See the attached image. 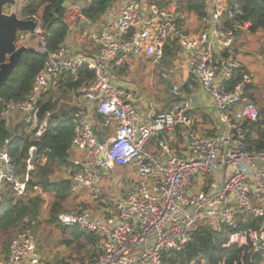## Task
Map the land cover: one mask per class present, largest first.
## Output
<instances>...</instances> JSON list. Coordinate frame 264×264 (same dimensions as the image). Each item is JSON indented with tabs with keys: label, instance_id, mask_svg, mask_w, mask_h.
Listing matches in <instances>:
<instances>
[{
	"label": "built area",
	"instance_id": "built-area-1",
	"mask_svg": "<svg viewBox=\"0 0 264 264\" xmlns=\"http://www.w3.org/2000/svg\"><path fill=\"white\" fill-rule=\"evenodd\" d=\"M122 1L118 14L99 26L80 11L82 6L70 13L67 27L73 29L84 23L99 48L95 54H86L67 43L47 50L46 40L38 32L39 16L23 15L20 10L26 0H16L17 16L37 22L31 35L38 38L37 51L45 54V61L24 99L0 103V119L21 113L26 121L36 124L38 102L52 76H75L83 67L93 72V81L78 89V94L96 105L101 125L113 126L114 135L108 141H99L89 120L82 113L76 114L71 146L82 151L83 157L72 160L76 168L69 178L70 191L75 194L94 187L101 173L114 166L133 165L139 180L122 190L112 207L58 214L62 226L98 236V255L89 264H162L163 254L180 250L201 223L225 233L224 248L248 249L251 256L263 254L264 150L246 148L243 128L246 120L258 118L259 110L254 102L242 101L243 82L227 88L239 63L231 55H223L232 47L238 27L226 23L243 14L241 6L226 0H207L202 28L190 35L179 30L174 4L166 8L146 5L143 12L137 0ZM247 26L244 23L242 28ZM26 34L18 32L15 42L19 44ZM173 37L187 54L197 84L213 105V135L194 128L191 103L176 86L171 93L177 101L169 110L156 112L162 113V126L149 127L150 123L155 125L152 117L156 113L147 115L148 121L142 124L146 115L135 108L134 92L112 78L111 62L121 63L127 55H143L152 63H160L164 45ZM48 116L46 113L35 131L36 137L45 131ZM121 140L129 146L141 145L143 150L132 160L113 156ZM152 140L156 143L153 150L148 146ZM8 143L0 142V201L5 183L11 185L16 196L24 195L28 172L33 168L35 147L29 148L21 176L8 154ZM101 151L104 161L98 158ZM247 217L260 220L259 226L238 229V223ZM0 264H42L30 228L10 240Z\"/></svg>",
	"mask_w": 264,
	"mask_h": 264
},
{
	"label": "trees",
	"instance_id": "trees-1",
	"mask_svg": "<svg viewBox=\"0 0 264 264\" xmlns=\"http://www.w3.org/2000/svg\"><path fill=\"white\" fill-rule=\"evenodd\" d=\"M71 1L77 0H26L21 7L20 11L23 15L34 13L39 16L41 20L39 34L46 40L47 50H56L65 45L71 34V29L66 25V20L71 13L66 3ZM113 1L87 0L80 11L95 26H99ZM137 1H143L148 5L154 4L160 8L174 4L178 13L179 29L188 25L184 34L198 32L202 28V20L207 14V0ZM226 1L228 4L236 2L242 8L241 16L226 23L228 26H238L234 30L235 37L242 30L251 35L264 34V0ZM190 19L193 20L191 23ZM244 23L248 24L245 29L242 28ZM89 47H92V50H88ZM26 48L18 66L0 88V103L24 99L32 87L34 76L43 68L45 54L31 47ZM98 50V46L91 41L84 42L81 51L86 54H95ZM177 51H179L178 40L173 37L170 42L164 45L162 62L164 64L172 63ZM230 54V52H223L224 56ZM246 74V70L240 65L234 71L233 78L227 83V88L233 89L238 83L243 82L242 101H251L256 104V98L251 92V83L244 82ZM93 78V72L87 67L80 69L75 76L68 73L52 76L49 86L42 93L38 102L39 114L36 124L26 121L21 113H14L7 119H0V142L9 141L8 154L12 162L19 168L21 176L26 170L29 148L35 147L32 157L33 168L28 172L29 179L26 183L25 194L16 196L8 183H5L1 188L0 258L4 259L7 255L10 240L26 228L31 229L40 252L41 244L38 243L39 239L37 238L39 236L38 228L42 222L40 215L47 196L50 202L44 222L48 226L49 232L54 230L58 233L62 248L66 246L75 249L80 254L66 256L56 253L51 261H43V264H89L97 257L98 236L96 234L81 231L76 227H64L57 220L58 214L61 212L92 210L96 203L101 204L102 208L112 207L109 201L93 200V204H88L76 198V194L70 191L69 178L76 168L71 159L74 150L71 146V139L75 117L79 111L77 103H71V101L77 96L79 98L78 89L89 85ZM192 82L189 79L179 87L180 90L188 91ZM165 91L168 90L165 89ZM46 113H49L46 129L41 136L36 137L35 131L42 123ZM98 115L102 120L101 115ZM12 118L14 120H10ZM194 128L196 129L195 125ZM243 128L246 131V148L248 150H264V112L259 110L258 118L255 121L246 120ZM94 133H96L95 129ZM202 134L213 135L214 129H210V127L204 129ZM152 141L155 142V140ZM62 174H65L66 177L61 176ZM259 223L260 220L247 217L238 223L237 228L258 227ZM224 236L225 233L217 232L207 223H201L180 250L163 254L162 264H241L242 262L264 264V253L251 256L248 254V249L224 248Z\"/></svg>",
	"mask_w": 264,
	"mask_h": 264
},
{
	"label": "crops",
	"instance_id": "crops-1",
	"mask_svg": "<svg viewBox=\"0 0 264 264\" xmlns=\"http://www.w3.org/2000/svg\"><path fill=\"white\" fill-rule=\"evenodd\" d=\"M83 2H84L83 0L71 1V2H67L66 6L69 9V11L72 12L74 9H76L77 6H83L82 4ZM137 3L140 5L141 10L143 12L147 10L145 9V6L148 5L147 3L143 1H139ZM121 5L119 7L115 6L113 8L112 7L109 8L101 23H105L111 20L115 15H117L119 10L121 9ZM82 27H84L85 31L89 32L91 35V29H89L84 23L82 24L80 23L73 28L72 35H70V37L67 38V42H66L67 44L69 43V46H71L72 49H75V51L78 52L82 50V45L84 44V42L93 41L92 38L90 39L86 38V35L84 36L82 35L78 37V39L76 40L71 38L74 34L80 31ZM195 33L197 32H191L189 34L191 35ZM36 38L37 37H35L34 35H31L29 36L28 40H31V42L35 43L37 40ZM170 41L171 39H169L166 43ZM178 48L179 51H177L175 58L173 59V62L170 64L168 63L164 64L162 61L160 63L155 64L152 63L150 59L144 57L143 55L141 56L127 55L124 57L121 63L111 62L110 69H111L112 78L119 84L127 86L134 92L135 98L133 104L134 102H136L138 104L136 107L137 111L146 115L141 121L142 124L148 121L147 115H152L158 111H167L177 101V99L172 95L171 89H168L166 87L167 82H169L171 88H173L175 86L180 87L183 83L191 79L193 82L190 85L189 90L188 91L181 90V94L185 98L189 99L191 103V107H192L191 115L194 121V125L196 126V130L199 133H203L204 129L207 128L209 129V127L210 129H214L216 126V121L214 116L213 105L209 97L201 90V88L197 84V79L191 67L188 64V56L185 52H183L179 43H178ZM88 50H92V47H89ZM229 52L231 53V48ZM134 68L137 70L140 68L146 69L147 70L146 73L150 75V78H154V80L150 81V83L146 86L144 85L145 84L144 82L141 83L138 80L135 81L132 80V78L129 76V71H131ZM164 74L165 77L163 76ZM161 77L163 79H161ZM160 80L161 82H163V87L160 84ZM165 89H167L168 91H165ZM137 94L139 95L138 97ZM77 106L79 110L78 113H82L89 120L93 129H95L96 131L95 135L97 139H99V141H108L113 138L114 127L108 126L105 129V127L101 125V118H99L98 115L99 113L97 112L96 105L93 102L86 101L79 97ZM155 144H156L155 142H149L148 146L150 149L153 150L155 149ZM74 156L76 158H82L83 152L74 149L73 159ZM122 167H126V166H114L113 168L107 170L106 172L101 173V175L97 180V183L98 181L110 175L108 174L109 171L111 173L115 169H119ZM138 180L139 177H137V179L134 180L131 183V185L128 186H133L137 184Z\"/></svg>",
	"mask_w": 264,
	"mask_h": 264
},
{
	"label": "rangeland",
	"instance_id": "rangeland-1",
	"mask_svg": "<svg viewBox=\"0 0 264 264\" xmlns=\"http://www.w3.org/2000/svg\"><path fill=\"white\" fill-rule=\"evenodd\" d=\"M83 5L87 2V0H83ZM122 0H114L111 4V7L120 6ZM110 7V8H111ZM5 11H8L9 7L5 6ZM192 19V18H191ZM190 19V23H191ZM188 29V25L183 26L182 29H179L182 33H186L185 30ZM40 29H38V32ZM72 29L71 34L72 35ZM86 35V38L90 39L91 35L89 32L81 29L76 34H74L71 38L78 39L80 36ZM30 34H26L24 39L20 40L19 44H25L26 47H31L34 50H38L39 43L38 38H36V42H31L28 40ZM36 37V35H35ZM70 36H68L69 38ZM76 37V38H75ZM28 40V41H27ZM69 44V43H68ZM78 46V45H76ZM231 57L238 61L239 66L241 65L246 70L245 82L246 84L252 85L251 92L254 94L256 98V104L260 111L264 112V34L263 33H256V34H248L246 31H241L239 35H237L236 40H234L233 45L231 47ZM146 69H132L129 71V76L132 80H138L139 82H144L145 86L153 81L154 78H150V75L146 73ZM163 73V72H160ZM160 75V74H159ZM189 76V75H188ZM161 79H163L161 77ZM181 83V82H180ZM160 84L163 87V82L160 80ZM139 95L137 94V97ZM78 96L76 99L72 100L71 103H77ZM137 103L134 102L135 108L137 107ZM15 118V117H14ZM14 118L10 120H14ZM102 121V120H101ZM107 127H105L106 129ZM75 159H81L76 158ZM73 160V157L71 158ZM106 178L98 181V183L94 184V187L90 189H84L76 194V198L81 201H84L88 204H93V200L97 201H105L111 203L115 202V200L119 197L122 190L130 187L131 183L137 179L138 174L133 165H127L126 167H122L119 169H115L109 173ZM119 175V176H117ZM61 176H65L62 174ZM96 201V202H97ZM50 199L49 197H45V202L42 206L40 221L41 224L39 225V239L38 243L40 242L41 247V260L42 264L46 261H51L56 253L63 254V255H71V256H78L80 253H77L75 249L64 247L62 248L61 243L59 241V235L56 231L49 232L48 226L45 224L44 219L47 217V207L49 205ZM101 204H94V209H99ZM75 210H68L66 212H74ZM44 261V262H43ZM195 264V263H194Z\"/></svg>",
	"mask_w": 264,
	"mask_h": 264
},
{
	"label": "water",
	"instance_id": "water-1",
	"mask_svg": "<svg viewBox=\"0 0 264 264\" xmlns=\"http://www.w3.org/2000/svg\"><path fill=\"white\" fill-rule=\"evenodd\" d=\"M8 6V11H5ZM37 22L30 19H21L17 16L16 0H0V88L6 82L12 71L18 66L22 54L27 50L24 44H17L18 32L33 34ZM166 87L171 89L169 82ZM98 158L104 161L103 151Z\"/></svg>",
	"mask_w": 264,
	"mask_h": 264
},
{
	"label": "clouds",
	"instance_id": "clouds-1",
	"mask_svg": "<svg viewBox=\"0 0 264 264\" xmlns=\"http://www.w3.org/2000/svg\"><path fill=\"white\" fill-rule=\"evenodd\" d=\"M153 121H156L155 125L153 124H149V127H160L163 124V119H162V113L160 115H156L152 117ZM143 149L141 148V145H132L129 146L128 144H126L123 140H121L120 144L116 147L115 152H113V156H117V157H123V158H127V160H132L133 157L137 156V153L142 151ZM161 155H163V153H161ZM170 155V153H169ZM109 159H111V157H109ZM125 159H123V163H125ZM182 186V185H181Z\"/></svg>",
	"mask_w": 264,
	"mask_h": 264
}]
</instances>
